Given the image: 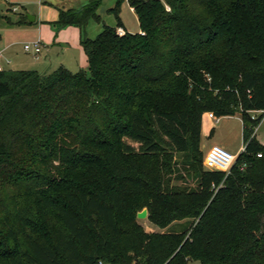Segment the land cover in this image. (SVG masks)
I'll return each mask as SVG.
<instances>
[{
	"label": "trees",
	"instance_id": "1",
	"mask_svg": "<svg viewBox=\"0 0 264 264\" xmlns=\"http://www.w3.org/2000/svg\"><path fill=\"white\" fill-rule=\"evenodd\" d=\"M119 1L116 27L81 33L88 74L0 71V264H264V0H127L140 32L120 35ZM205 111L241 118L228 173L203 164ZM129 195L186 224L124 222Z\"/></svg>",
	"mask_w": 264,
	"mask_h": 264
},
{
	"label": "rangeland",
	"instance_id": "2",
	"mask_svg": "<svg viewBox=\"0 0 264 264\" xmlns=\"http://www.w3.org/2000/svg\"><path fill=\"white\" fill-rule=\"evenodd\" d=\"M74 0H69V4ZM116 0H100L96 8L98 19L89 17L84 24L82 34L93 39L104 26L116 27L117 20L110 11ZM163 2V0H159ZM14 3L17 8L9 3ZM68 4V0H0V49L8 45L2 56L0 64L3 68L35 69L44 73L51 71L62 64L72 72L83 70L88 74V62L79 41V29L76 25L59 27L56 21L62 6ZM72 5V4H70ZM28 13L35 17L34 22L17 23L21 14ZM118 18L124 29L129 33H138L140 30L136 15L130 8L127 0H120L118 4ZM40 40L41 52L35 58L31 52L23 49L24 43ZM48 53V56H47ZM48 69V70H47ZM212 112V111H211ZM205 111L201 127V150L203 155L213 145H219L232 154H238L240 147L244 145L242 137V121L238 113L218 117L217 121L207 116ZM214 114V113H213ZM257 116L258 113H250ZM215 115V114H214ZM255 141L264 145V118L260 120L254 130ZM176 162L180 157L175 156ZM173 174L167 176L171 178ZM166 177V178H167ZM185 184L192 186L191 181L171 180L169 184ZM122 206V220L124 222L137 221L143 229L151 231H177L186 224V220L173 222L160 228L148 219V211L145 218H137L136 213L142 206V196H126ZM147 210V208H146ZM186 264H200L197 260H188Z\"/></svg>",
	"mask_w": 264,
	"mask_h": 264
},
{
	"label": "built area",
	"instance_id": "3",
	"mask_svg": "<svg viewBox=\"0 0 264 264\" xmlns=\"http://www.w3.org/2000/svg\"><path fill=\"white\" fill-rule=\"evenodd\" d=\"M13 9H15V8L13 7ZM116 32L119 35L124 33V31L121 28H117ZM23 49L25 51L31 52L33 54L39 53L41 50L40 40L37 39L34 41L24 43ZM1 56H2V49H0V57ZM3 69L4 68L0 64V71ZM261 112L262 111H260V110L250 111V113H258V114ZM207 116L211 119H214L215 121H217V119H218V117H216L213 114V112H211V111H208ZM251 117H254V115H251ZM256 127L254 128V130L256 129ZM252 135H254V131H253ZM243 149H244V145H242L240 147V151H242ZM256 156L260 157L261 154L257 153ZM235 158H236V154H232V153L228 152L227 150H225L223 147H221L219 145H213L207 150L206 154L203 156V164L205 167H207L209 169L222 170V171L228 173L229 168L232 165V163L234 162Z\"/></svg>",
	"mask_w": 264,
	"mask_h": 264
},
{
	"label": "crops",
	"instance_id": "4",
	"mask_svg": "<svg viewBox=\"0 0 264 264\" xmlns=\"http://www.w3.org/2000/svg\"><path fill=\"white\" fill-rule=\"evenodd\" d=\"M42 2V1H46V0H38V2ZM88 0H74V2L72 1V3H70V4H72V5H70L69 4V0H68V4L67 5H65V6H62L63 7V9H65V8H69L68 10H70V9H78V8H80L83 4H85L86 2H87ZM10 5H12L13 7H15V8H17L15 5H13L14 3H9ZM130 8L132 9V11H133V8L130 6ZM134 12V11H133ZM135 14V13H134ZM23 14H21L20 16H19V18L22 16ZM27 15H28V13H25L23 16H25V20L24 21H21V22H18L17 21V23H19V24H24V23H30V22H34L36 19H35V17H34V20L33 21H29L28 19H27ZM30 15V14H29ZM32 16V15H31ZM19 20V19H18ZM117 22V21H116ZM117 28H121L123 31H126L125 29H124V27H123V25H122V23H121V26L120 27H117ZM78 29H79V41H80V37H81V33H82V31L80 30V28L78 27ZM139 32H140V30H139ZM1 41V40H0ZM8 45H4L1 49H2V51H4V49L7 47ZM41 50H42V48H41ZM41 50H40V52H41ZM83 50V49H82ZM39 52V53H40ZM39 53H37V54H33L34 55V57L35 58H37L38 57V54ZM47 56H48V53H47ZM86 56V55H85ZM87 59V58H86ZM60 65H62V64H60ZM59 65V66H60ZM63 66V65H62ZM4 69H15V68H13V67H11V68H4ZM48 70V69H47ZM45 72H47V71H45ZM264 118V117H263Z\"/></svg>",
	"mask_w": 264,
	"mask_h": 264
},
{
	"label": "water",
	"instance_id": "5",
	"mask_svg": "<svg viewBox=\"0 0 264 264\" xmlns=\"http://www.w3.org/2000/svg\"><path fill=\"white\" fill-rule=\"evenodd\" d=\"M27 19L29 21H33L34 20V17L28 14L27 15ZM146 214H147V210H146V208H143L142 210H140V211H138L136 213V217L142 219V218H145L146 217Z\"/></svg>",
	"mask_w": 264,
	"mask_h": 264
}]
</instances>
